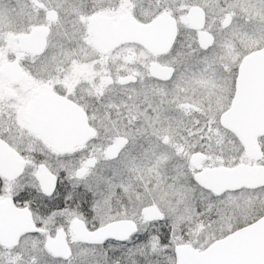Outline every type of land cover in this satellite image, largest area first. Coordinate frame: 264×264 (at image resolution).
I'll list each match as a JSON object with an SVG mask.
<instances>
[{
    "label": "snow or ice",
    "instance_id": "1",
    "mask_svg": "<svg viewBox=\"0 0 264 264\" xmlns=\"http://www.w3.org/2000/svg\"><path fill=\"white\" fill-rule=\"evenodd\" d=\"M0 264H264V0H0Z\"/></svg>",
    "mask_w": 264,
    "mask_h": 264
}]
</instances>
